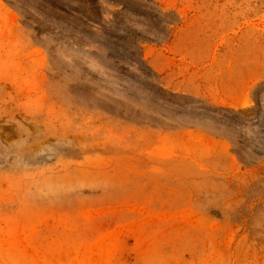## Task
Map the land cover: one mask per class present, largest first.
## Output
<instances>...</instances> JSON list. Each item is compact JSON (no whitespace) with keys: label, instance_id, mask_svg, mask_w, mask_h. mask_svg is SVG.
<instances>
[{"label":"rangeland","instance_id":"rangeland-1","mask_svg":"<svg viewBox=\"0 0 264 264\" xmlns=\"http://www.w3.org/2000/svg\"><path fill=\"white\" fill-rule=\"evenodd\" d=\"M0 264H264V0H0Z\"/></svg>","mask_w":264,"mask_h":264}]
</instances>
